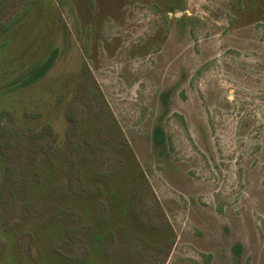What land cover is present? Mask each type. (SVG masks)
<instances>
[{
    "label": "rangeland",
    "instance_id": "374dc122",
    "mask_svg": "<svg viewBox=\"0 0 264 264\" xmlns=\"http://www.w3.org/2000/svg\"><path fill=\"white\" fill-rule=\"evenodd\" d=\"M0 264H264V0H0Z\"/></svg>",
    "mask_w": 264,
    "mask_h": 264
},
{
    "label": "trees",
    "instance_id": "16d2710c",
    "mask_svg": "<svg viewBox=\"0 0 264 264\" xmlns=\"http://www.w3.org/2000/svg\"><path fill=\"white\" fill-rule=\"evenodd\" d=\"M58 57V50L56 48L52 49L47 56L37 65H35L32 69H30L25 75H21L14 81H12L13 85H21L23 87L30 86L44 77L47 72L54 65L56 59ZM153 140L155 146L161 149L166 148V133L162 126H158L155 128L153 134ZM241 246H236V251L239 252Z\"/></svg>",
    "mask_w": 264,
    "mask_h": 264
}]
</instances>
